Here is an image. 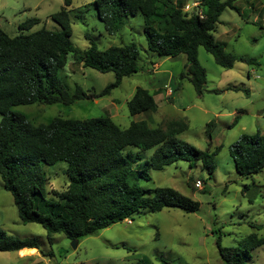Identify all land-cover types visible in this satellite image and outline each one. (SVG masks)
<instances>
[{"label": "trees", "instance_id": "16d2710c", "mask_svg": "<svg viewBox=\"0 0 264 264\" xmlns=\"http://www.w3.org/2000/svg\"><path fill=\"white\" fill-rule=\"evenodd\" d=\"M234 2L197 0L199 12L189 16L183 12L185 0H95L94 8L109 35L116 34L129 17L140 14L147 50L159 58L185 56V71L180 78L187 79L201 95L205 72L197 60L198 47L224 69H231L235 62L253 63L226 53L224 44L213 37L225 8L239 14ZM70 5L71 0H63L61 9L50 16L58 30L41 28L29 33L38 24L35 18L20 24L15 37L0 28V178L4 190L12 196L20 223L38 224L48 237L62 234L78 241L143 211L157 213L177 208L185 213L196 212L199 203L172 188L145 190L138 185L139 179L147 177V168L159 171L178 161L187 162L189 168L200 163L209 175L213 173V158L221 146L212 152L201 151L178 139L187 128L184 121L170 120L153 127L146 120H138L120 128L109 117H55L47 123L33 124L12 111L33 104L70 106L107 96L124 77L141 71L134 43L105 50L93 43L84 50L75 48L70 40ZM69 57L83 68L113 73V82L98 93L85 91L78 84L70 91L60 75ZM126 106L131 116L157 109L152 95L142 88H136ZM237 120L238 115L229 128ZM211 127L208 124L206 129L209 140ZM147 151L151 152L148 157ZM228 152L240 177L255 175L264 168V135L243 134ZM59 162L66 164L69 183L62 192L52 190L55 199H47L42 165ZM245 244L251 250L257 249L264 246V237L250 234ZM216 247L224 264H244L249 258L239 246L224 248L217 240ZM25 248L37 249L33 240L20 241L0 231V252ZM138 264L153 263L142 257Z\"/></svg>", "mask_w": 264, "mask_h": 264}, {"label": "rangeland", "instance_id": "374dc122", "mask_svg": "<svg viewBox=\"0 0 264 264\" xmlns=\"http://www.w3.org/2000/svg\"><path fill=\"white\" fill-rule=\"evenodd\" d=\"M94 1L71 0L68 9L72 45L84 50L93 43L105 50L134 43L141 71L124 77L107 96L80 100L70 106L33 104L14 107L12 111L33 124L47 123L55 117H109L120 128L138 120H146L153 127L170 120L184 121L187 128L178 139L201 151L212 152L221 146L213 158L215 169L209 175L200 163L189 168L185 161L159 171L147 168V177L138 180L141 188H172L198 202V210L143 211L81 238L75 249L71 247L73 240L62 234L48 237L40 225L20 223L12 196L4 190L0 178V231L20 241L33 240L37 248V254L25 251L19 256L0 252V264H138L142 257L153 264H224L217 240L221 247L246 250L249 258L244 264H264V246L251 250L245 244L250 234L264 237V168L255 175L240 177L228 152L243 134L264 135V0H235L239 14L225 8L213 33L214 39L224 44L226 53L251 59L252 64L235 62L231 69H224L198 47L197 60L205 72L201 95L195 93L187 79L180 78L185 71V56L159 58L147 50L140 14L129 17L116 34L109 35L97 17ZM62 6L63 0H0V28L15 37L20 24L35 18L38 24L29 33L41 28L58 30L50 16ZM197 6V0H185L183 12L188 16L198 13ZM60 75L70 91L78 84L85 91L98 93L114 80L113 73L83 68L73 63L72 57ZM136 88L152 95L157 105L155 112L129 114L126 103ZM236 115L237 124L229 128ZM208 124H212L210 140L206 136ZM150 154L147 151L145 156ZM42 172L45 197L55 199L53 191L62 192L69 183L66 164L42 165Z\"/></svg>", "mask_w": 264, "mask_h": 264}, {"label": "crops", "instance_id": "0c3cea01", "mask_svg": "<svg viewBox=\"0 0 264 264\" xmlns=\"http://www.w3.org/2000/svg\"><path fill=\"white\" fill-rule=\"evenodd\" d=\"M153 66V65H152ZM154 66H157V64H154ZM169 92V91H168ZM168 92H166V94L168 95ZM166 95V96H167ZM169 96V95H168ZM28 250H30V251H33V252H36V254H37V251L35 250V249H33V248H30V249H27V248H25V249H21V250H19L18 252H15L16 253V255L17 256H19V254L22 252H25V251H28ZM35 254V253H34Z\"/></svg>", "mask_w": 264, "mask_h": 264}, {"label": "water", "instance_id": "95a60500", "mask_svg": "<svg viewBox=\"0 0 264 264\" xmlns=\"http://www.w3.org/2000/svg\"><path fill=\"white\" fill-rule=\"evenodd\" d=\"M197 13V12H196ZM78 241L77 240H73L72 243H71V247L72 249H75L76 248V245H77Z\"/></svg>", "mask_w": 264, "mask_h": 264}, {"label": "bare ground", "instance_id": "6f19581e", "mask_svg": "<svg viewBox=\"0 0 264 264\" xmlns=\"http://www.w3.org/2000/svg\"><path fill=\"white\" fill-rule=\"evenodd\" d=\"M27 252H29V253L31 252L32 253V251H30V250H28Z\"/></svg>", "mask_w": 264, "mask_h": 264}, {"label": "built area", "instance_id": "2783aa9c", "mask_svg": "<svg viewBox=\"0 0 264 264\" xmlns=\"http://www.w3.org/2000/svg\"><path fill=\"white\" fill-rule=\"evenodd\" d=\"M169 94H171V91H169Z\"/></svg>", "mask_w": 264, "mask_h": 264}]
</instances>
